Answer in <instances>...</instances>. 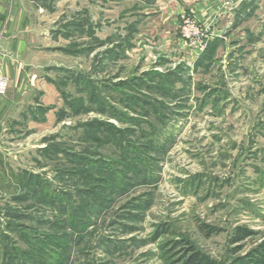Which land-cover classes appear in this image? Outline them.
Masks as SVG:
<instances>
[{
    "label": "rangeland",
    "instance_id": "obj_1",
    "mask_svg": "<svg viewBox=\"0 0 264 264\" xmlns=\"http://www.w3.org/2000/svg\"><path fill=\"white\" fill-rule=\"evenodd\" d=\"M56 3L47 103L0 139V264H264V0Z\"/></svg>",
    "mask_w": 264,
    "mask_h": 264
},
{
    "label": "crops",
    "instance_id": "obj_2",
    "mask_svg": "<svg viewBox=\"0 0 264 264\" xmlns=\"http://www.w3.org/2000/svg\"><path fill=\"white\" fill-rule=\"evenodd\" d=\"M53 1L59 0H0V74L6 80L5 92L0 94V139L9 133L10 125L28 117L30 109L46 104L48 91L53 88L46 81V73L38 74L39 69L47 71L48 64L36 61L37 55L52 52L45 43L51 36L47 28L40 35L32 28L53 25L59 4L54 7Z\"/></svg>",
    "mask_w": 264,
    "mask_h": 264
},
{
    "label": "trees",
    "instance_id": "obj_3",
    "mask_svg": "<svg viewBox=\"0 0 264 264\" xmlns=\"http://www.w3.org/2000/svg\"><path fill=\"white\" fill-rule=\"evenodd\" d=\"M216 42H213V44ZM212 44V45H213ZM212 45H208L207 47L200 53V57L199 59H203V56H206V52L207 50H210L211 52V56H213V54L215 53L214 47ZM209 52V53H210ZM206 54V55H205ZM0 164L2 165V155H0ZM14 176V175H13ZM17 182L20 181V179H16ZM239 229V228H238ZM241 231V232H239ZM247 235V232L245 230H238L236 235L234 236L235 241H240L242 240L245 236ZM182 264H214L213 261H211L208 257H206L205 255H203L202 253L198 252V251H192L191 253H189V255L187 256V258L185 259V261Z\"/></svg>",
    "mask_w": 264,
    "mask_h": 264
},
{
    "label": "built area",
    "instance_id": "obj_4",
    "mask_svg": "<svg viewBox=\"0 0 264 264\" xmlns=\"http://www.w3.org/2000/svg\"><path fill=\"white\" fill-rule=\"evenodd\" d=\"M201 49H203V46H201ZM6 89V80L4 77L0 74V94H3Z\"/></svg>",
    "mask_w": 264,
    "mask_h": 264
}]
</instances>
